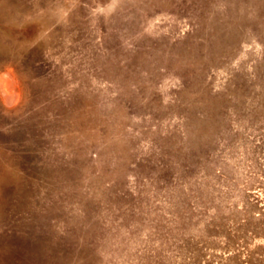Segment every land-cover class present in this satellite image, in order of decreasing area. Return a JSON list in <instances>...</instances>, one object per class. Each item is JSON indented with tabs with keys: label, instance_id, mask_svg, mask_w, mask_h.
I'll return each mask as SVG.
<instances>
[{
	"label": "rangeland",
	"instance_id": "rangeland-1",
	"mask_svg": "<svg viewBox=\"0 0 264 264\" xmlns=\"http://www.w3.org/2000/svg\"><path fill=\"white\" fill-rule=\"evenodd\" d=\"M0 264H264V0H0Z\"/></svg>",
	"mask_w": 264,
	"mask_h": 264
}]
</instances>
